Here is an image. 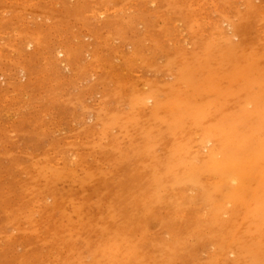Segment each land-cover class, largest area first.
<instances>
[{"label":"rangeland","instance_id":"obj_1","mask_svg":"<svg viewBox=\"0 0 264 264\" xmlns=\"http://www.w3.org/2000/svg\"><path fill=\"white\" fill-rule=\"evenodd\" d=\"M0 264H264V0H0Z\"/></svg>","mask_w":264,"mask_h":264},{"label":"bare ground","instance_id":"obj_2","mask_svg":"<svg viewBox=\"0 0 264 264\" xmlns=\"http://www.w3.org/2000/svg\"><path fill=\"white\" fill-rule=\"evenodd\" d=\"M139 2V1H138ZM153 3V2H152ZM86 24V23H85ZM138 26V25H137ZM109 39V38H108ZM81 45V44H80ZM79 45V46H80ZM84 46V45H83ZM82 48V47H81ZM99 51V50H98ZM56 52V51H55ZM77 56V55H76ZM60 58V57H59ZM54 59V58H53ZM80 59V58H79ZM73 61H74V59H72ZM96 65V64H95ZM103 69V68H102ZM60 74V73H59ZM127 79V78H126ZM144 102H146L147 103V100L146 101H144ZM145 103V104H146ZM179 128V127H178ZM199 132V131H198ZM205 132V131H204ZM204 132H202V133H204ZM214 133V132H213ZM207 139H209V138H207L205 135H201V140H200V142L198 143V145L199 144H202V145H205L206 144V142L208 141ZM192 142V141H191ZM209 144V143H208ZM206 147V146H205ZM188 150V149H187ZM217 152V151H216ZM214 153V152H213ZM211 155H212V153H211ZM212 177V176H211ZM45 239V238H44ZM75 242V241H74Z\"/></svg>","mask_w":264,"mask_h":264}]
</instances>
